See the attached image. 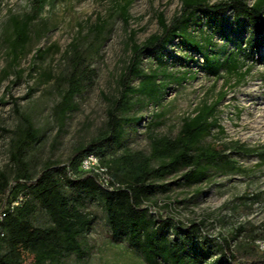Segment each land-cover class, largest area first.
I'll return each mask as SVG.
<instances>
[{
    "label": "trees",
    "instance_id": "obj_1",
    "mask_svg": "<svg viewBox=\"0 0 264 264\" xmlns=\"http://www.w3.org/2000/svg\"><path fill=\"white\" fill-rule=\"evenodd\" d=\"M49 1L54 0H32L29 12L11 15L7 38L9 67L19 63L32 37L47 29L32 30L31 26ZM179 1L178 11L168 21L161 11L157 13L159 32L141 43L135 41L134 31L129 33L130 55L116 79L115 94L107 99L105 125L97 135L78 145L66 163L46 162L35 175L30 174L25 150L40 137L31 120L18 113L20 122L12 131L10 157L15 166L14 175L9 177L0 171L3 231L0 264H24V254L30 255L31 264H60L69 255L87 257L86 233L95 220L87 204L93 201L104 211L111 240L126 243L147 264H264V252L258 253L251 246L242 250L232 245L233 237H221L217 245L219 253H212L207 241L197 245L203 227L201 221L184 224L172 216L150 212L145 205L157 189L166 190L177 181L197 183L210 167L223 172H244L231 153L254 155L257 165H264V142L248 146L222 137L224 128L216 114L224 92L202 100L192 113L184 116L175 136L151 135L148 153L135 150L115 154L122 146L126 128L142 119L137 111L150 103L159 104L168 84L182 82L190 76V71L178 75L169 70L168 60L173 58L169 46L174 40L185 50L181 63L188 65L192 61L189 54L195 51L201 57L198 66L206 74L216 78L223 74L233 76L237 83L246 77L250 64L261 58L264 0ZM130 3L131 0H115L124 23L129 18ZM105 26L106 21L99 17L90 30L92 37L88 42L74 38L69 43L65 50V74L54 77L50 71L40 73L45 81L54 78L63 85L60 100L53 108L60 128L77 109L74 97L92 80L94 70L90 63L98 55ZM215 38L231 44L232 49H216ZM50 49V46L38 47L35 56L40 58ZM144 57L154 63L148 70L142 66ZM32 90L23 98H28ZM150 124L156 126L159 122ZM215 128L217 133L213 134ZM207 136L211 141L204 144ZM90 153L107 166L111 187L102 185L94 173L80 169L81 159ZM171 174H178V178L155 183ZM19 196L21 203L12 206ZM38 208L48 217V225L33 224Z\"/></svg>",
    "mask_w": 264,
    "mask_h": 264
},
{
    "label": "rangeland",
    "instance_id": "obj_2",
    "mask_svg": "<svg viewBox=\"0 0 264 264\" xmlns=\"http://www.w3.org/2000/svg\"><path fill=\"white\" fill-rule=\"evenodd\" d=\"M32 0H0V171L14 175L11 162L12 131L20 122L18 113L27 116L38 130L39 141L25 150L28 171L35 175L46 162L66 163L72 151L97 135L106 121L107 99L116 92V79L130 55L128 35L141 43L149 35L159 32L157 13L162 12L168 21L180 7L179 0H131L129 18L123 22L115 0H54L45 3L32 30L47 27L40 36L32 37L19 63L9 67V19L11 15L29 12ZM218 0H211L215 2ZM106 21L103 42L90 68L94 75L84 90L74 97L77 109L71 112L60 128L53 108L60 100L63 85L55 79L45 81L42 71L55 77L67 71L65 50L74 38L88 42L91 28L98 18ZM197 29V28H196ZM197 31V30H196ZM215 48L231 50L219 38L213 40ZM85 45V44H84ZM51 49L42 57L35 56L40 47ZM172 59L168 60L174 73L190 71L182 82H171L159 104H148L137 115L142 119L130 125L116 150V155L142 150L148 153L151 135L175 136L182 118L194 110L204 99H212L224 92L217 107L218 123L223 126L224 140H238L248 146L264 142V45L261 58L250 64V71L240 82L223 74L216 78L198 66L201 57L190 52L188 65L180 59L185 50L174 40L169 46ZM142 66L148 70L154 63L144 57ZM19 70V71H18ZM19 73V75H18ZM137 80L134 81V84ZM33 89V90H32ZM28 98H23L29 91ZM159 114V117L156 116ZM159 122L153 126L150 123ZM215 128L212 133L216 134ZM211 141L204 138L203 143ZM244 172H223L210 167L207 175L197 183L177 181L166 190L157 189L145 202L150 212L188 224L202 222L197 245L207 241L212 253H219L221 237H233L232 245L247 250L251 246L263 253L257 244L264 240V165L258 166L254 155L231 153ZM178 174H171L155 183L171 182ZM94 216L92 228L86 233L88 255L78 258L69 255L60 264H147L143 257L126 243H114L105 214L96 201L87 204ZM36 226L49 224L41 208L32 218ZM172 234H170V237ZM214 254V255H215ZM213 258V257H212ZM209 258V259H212ZM30 255L24 254V264H31Z\"/></svg>",
    "mask_w": 264,
    "mask_h": 264
},
{
    "label": "built area",
    "instance_id": "obj_3",
    "mask_svg": "<svg viewBox=\"0 0 264 264\" xmlns=\"http://www.w3.org/2000/svg\"><path fill=\"white\" fill-rule=\"evenodd\" d=\"M80 169L82 171H90L92 173H94L97 178L98 181L104 185V186H109L111 187V182H110V175L108 172V168L106 165H104L101 160L99 159L98 156H96L93 153L87 154L85 155L81 161H80V165H79ZM22 201V196H19L17 199H15L11 205H19ZM2 220V213L0 211V222ZM3 236V231L1 230V226H0V237ZM258 247L264 251V240H258L257 241Z\"/></svg>",
    "mask_w": 264,
    "mask_h": 264
}]
</instances>
